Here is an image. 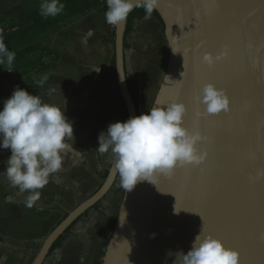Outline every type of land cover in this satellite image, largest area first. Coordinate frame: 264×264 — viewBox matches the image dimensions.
<instances>
[{"label":"water","instance_id":"water-1","mask_svg":"<svg viewBox=\"0 0 264 264\" xmlns=\"http://www.w3.org/2000/svg\"><path fill=\"white\" fill-rule=\"evenodd\" d=\"M155 11L169 59L152 107L184 103L183 125L206 137L197 147L207 158L158 174L155 185L124 190L101 264H173L167 252L187 254L201 230L237 250L244 264H264V179H256L264 172V0H159ZM127 21L115 27V61L129 119L138 112L126 74ZM225 46L227 59L212 68L202 63L205 52L215 56ZM206 83L227 89V114L197 116L203 106L195 97ZM118 176L111 164L101 187L49 233L32 264H46L58 239L109 195Z\"/></svg>","mask_w":264,"mask_h":264},{"label":"crops","instance_id":"crops-1","mask_svg":"<svg viewBox=\"0 0 264 264\" xmlns=\"http://www.w3.org/2000/svg\"><path fill=\"white\" fill-rule=\"evenodd\" d=\"M42 2L0 0V28L27 11L37 10ZM106 11L96 4L62 20L20 51L25 56L15 58L11 67L7 63L0 66V110L19 86L57 105L73 126L62 170L50 177L31 208L24 203L27 193L21 194L5 178L11 152L0 148V264H32L37 245L63 217L51 208L68 212L76 201L91 197L103 183L98 174L111 167V150L104 154L96 151L98 136L107 131L109 124L126 122L128 113L119 104L123 99L118 81L105 75L115 57V46L102 39L108 31ZM163 29L151 14L135 23L125 49L127 80L140 84L145 105L154 103L168 65L169 49ZM45 75L48 79L40 85L38 81ZM53 88L55 92L49 95ZM114 203L115 198L109 199L99 210L106 217L91 212L75 227L59 254L53 252L46 264H101L106 240H110L115 227ZM33 242L37 247L27 246Z\"/></svg>","mask_w":264,"mask_h":264},{"label":"clouds","instance_id":"clouds-1","mask_svg":"<svg viewBox=\"0 0 264 264\" xmlns=\"http://www.w3.org/2000/svg\"><path fill=\"white\" fill-rule=\"evenodd\" d=\"M158 4L159 0H106L105 20L113 27H120L134 8H143L147 19ZM63 9L60 0H43L40 14L55 17ZM229 55L230 50L225 46L215 56L205 52L202 63L212 68ZM14 59L15 53L8 50L0 37V66L7 63L11 67ZM47 79L45 75L38 83L43 85ZM53 92L55 88L48 94ZM195 101L203 106L197 116H214L230 110L227 92L213 83L204 84ZM186 112L182 102L156 104L147 114L111 123L106 132L99 134L96 151L104 154L111 150L112 166L126 192L143 181L155 185L158 174L171 176L177 167L199 166L206 161L207 153L197 147L206 137L184 127ZM71 138L72 122L57 105L44 102L40 96L19 86L4 101L3 110H0V148L10 150L11 155L3 174L12 187L18 188L21 194L27 193L24 201L27 207L31 208L40 199V190L48 185L53 174L62 170L63 153L68 147L66 140ZM256 179H264V172ZM166 256H175L173 264H241L239 252L203 230L195 237L187 254L168 251Z\"/></svg>","mask_w":264,"mask_h":264},{"label":"trees","instance_id":"trees-1","mask_svg":"<svg viewBox=\"0 0 264 264\" xmlns=\"http://www.w3.org/2000/svg\"><path fill=\"white\" fill-rule=\"evenodd\" d=\"M61 3L64 4V9L60 14H58L55 17H51V16L44 17V16H42L40 14V7H39L37 10L25 12L17 20H13L9 24L4 25L3 27L0 28V37H2L4 39V42H5L8 50L12 51L14 53L18 52V54L16 55L15 58L25 56V54H22L20 51L25 49L27 46L33 44L38 39V37L42 33H44L46 30L56 26L62 20L69 18L73 15L85 12V11L91 9L93 6H96V4H98L95 0H65V1H62ZM152 14H154L157 17V19L159 20V22L163 25L161 18L159 17V15L157 14V12L155 10L153 11ZM144 18H145V11L143 8H137L133 13H131L129 15L128 21H127V30H126V35H125V45H124L125 49L128 48L127 41L129 39L130 35L133 33L135 23L143 20ZM102 39L106 43H108L112 46H115V31L110 29V27H108L107 34L104 37H102ZM24 74H26V72L19 74L18 76L21 77ZM105 75H108V76L112 77L113 79L117 80L115 57L112 58L111 69L109 71H107L105 73ZM128 87H129L130 94L132 96V99L134 101V104L136 106L138 116H139V115L143 114L142 108L144 105L143 104V98L141 95V86L137 82L130 81V82H128ZM119 104L122 107L126 108L124 101L120 102ZM111 157H112V153H111ZM112 159H113V157H112ZM108 174H109V169L103 170L101 173L98 174V178L102 182H104L106 180V178L108 177ZM5 178H6V176H5ZM118 178H119V176H118ZM113 191H114V187L110 193H112ZM107 197L104 198L97 205H95L91 210L86 212L82 217H80L65 232V234L62 235L58 239V241L54 244L53 248L51 249L50 255L53 252H55L56 250H61L64 247L67 240H69L72 237V233L75 230V227L83 219H85L90 214V212L96 211L99 213V210H100V208H102V204L107 199ZM51 210L54 212H60L63 216L57 225H59L68 216V212L64 211L60 207H53V208H51ZM99 214L102 217H106V215L103 211H101ZM42 245H43V242H41V243H39V245H37L38 246L37 254L39 253ZM27 246L28 247L29 246L35 247L36 242L28 244Z\"/></svg>","mask_w":264,"mask_h":264},{"label":"rangeland","instance_id":"rangeland-1","mask_svg":"<svg viewBox=\"0 0 264 264\" xmlns=\"http://www.w3.org/2000/svg\"><path fill=\"white\" fill-rule=\"evenodd\" d=\"M165 74V73H164ZM153 103L151 104H147V105H143L142 108V113L143 114H147L149 109L152 108ZM124 190L121 186H120V177L118 178V180L116 181V184L114 186V191L112 193H109V196L107 197L106 201L108 203L109 199L115 198V203L113 204V208H114V218H115V223L117 221L118 218V213H119V209L122 203V199H123V194H124ZM85 199H80L79 201H76L71 207L68 208V212H71L74 208H76L81 202H83ZM112 204V203H111ZM115 226V225H114ZM107 241V244L109 242V238ZM106 243V242H105ZM106 244V245H107ZM105 245V247H106ZM104 247V248H105ZM101 263V261H100Z\"/></svg>","mask_w":264,"mask_h":264},{"label":"snow or ice","instance_id":"snow-or-ice-1","mask_svg":"<svg viewBox=\"0 0 264 264\" xmlns=\"http://www.w3.org/2000/svg\"><path fill=\"white\" fill-rule=\"evenodd\" d=\"M221 88L222 89H224L225 91H227V89H225V88H223L222 86H221ZM222 114H227V113H221V114H219V115H214V116H206L205 117V119H207V120H211L213 117H216V118H219ZM198 131V130H197ZM194 132H196V131H194ZM201 135H202V133L200 132V131H198ZM186 167V166H185ZM184 167H178L177 169H183ZM235 251H237V250H235ZM238 252V251H237ZM241 264H244V262L243 261H241Z\"/></svg>","mask_w":264,"mask_h":264},{"label":"built area","instance_id":"built-area-1","mask_svg":"<svg viewBox=\"0 0 264 264\" xmlns=\"http://www.w3.org/2000/svg\"><path fill=\"white\" fill-rule=\"evenodd\" d=\"M99 5L103 6L106 8L107 10V5H106V0H95ZM108 27H110V29L115 31V27H113L112 25L108 24Z\"/></svg>","mask_w":264,"mask_h":264},{"label":"flooded vegetation","instance_id":"flooded-vegetation-1","mask_svg":"<svg viewBox=\"0 0 264 264\" xmlns=\"http://www.w3.org/2000/svg\"><path fill=\"white\" fill-rule=\"evenodd\" d=\"M105 201H106V200H105ZM105 201L103 202V204L105 203ZM103 204H102V206H103ZM100 209H101V208H100ZM92 212H96V211H92ZM90 213H91V212H90ZM86 218H87V217H86ZM86 218H85V219H86ZM85 219H83L81 222L83 223V222L85 221ZM81 222H80V223H81Z\"/></svg>","mask_w":264,"mask_h":264}]
</instances>
